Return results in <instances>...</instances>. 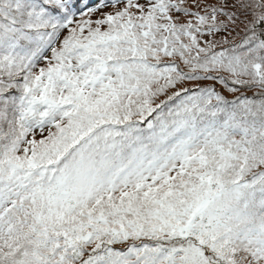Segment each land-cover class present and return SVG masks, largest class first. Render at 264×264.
Segmentation results:
<instances>
[{
  "label": "snow or ice",
  "instance_id": "6c2138e0",
  "mask_svg": "<svg viewBox=\"0 0 264 264\" xmlns=\"http://www.w3.org/2000/svg\"><path fill=\"white\" fill-rule=\"evenodd\" d=\"M0 264H264V0H0Z\"/></svg>",
  "mask_w": 264,
  "mask_h": 264
},
{
  "label": "trees",
  "instance_id": "16d2710c",
  "mask_svg": "<svg viewBox=\"0 0 264 264\" xmlns=\"http://www.w3.org/2000/svg\"><path fill=\"white\" fill-rule=\"evenodd\" d=\"M226 95H229V97L231 96V94H229V93H225Z\"/></svg>",
  "mask_w": 264,
  "mask_h": 264
}]
</instances>
